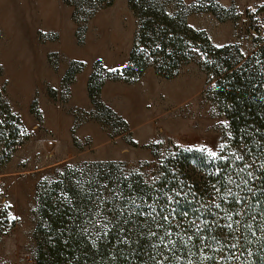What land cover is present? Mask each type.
Returning <instances> with one entry per match:
<instances>
[{"label":"rangeland","instance_id":"374dc122","mask_svg":"<svg viewBox=\"0 0 264 264\" xmlns=\"http://www.w3.org/2000/svg\"><path fill=\"white\" fill-rule=\"evenodd\" d=\"M142 5L184 19L201 41L182 35L189 57L155 52L128 77ZM237 80L264 92V0H0V264H37L39 246L47 257L62 220L90 249L114 236L134 254L143 231L151 251L168 246L153 199L136 207L141 191L176 152H236L218 93ZM183 258L153 263L197 264Z\"/></svg>","mask_w":264,"mask_h":264},{"label":"trees","instance_id":"16d2710c","mask_svg":"<svg viewBox=\"0 0 264 264\" xmlns=\"http://www.w3.org/2000/svg\"><path fill=\"white\" fill-rule=\"evenodd\" d=\"M144 6L135 8L144 17L138 31L143 47L133 49L123 68L128 77L144 70L149 54L155 52L165 63L189 57L187 45L179 41L182 35L194 44L201 41L184 19ZM227 85L218 96L232 107L228 117L238 153L211 159L197 150L176 152L163 162L154 190L149 191L145 184L141 191L143 199L136 207L141 208L147 198L153 199L152 210L159 226L173 234L168 246L165 238L151 251L147 246L151 241L143 231L134 254L117 248L114 236L90 249L74 229L66 233L71 224L62 220L63 230L55 226L51 232L54 239L48 258L39 246L37 264H154V254L166 259L170 253L197 264H217L225 256L224 264H264V92L259 94L251 80ZM245 164H251V169ZM125 188L122 195L131 191ZM132 188L141 190L136 182ZM146 220L151 222L152 217L147 215ZM227 224L230 227L223 230Z\"/></svg>","mask_w":264,"mask_h":264},{"label":"built area","instance_id":"2783aa9c","mask_svg":"<svg viewBox=\"0 0 264 264\" xmlns=\"http://www.w3.org/2000/svg\"><path fill=\"white\" fill-rule=\"evenodd\" d=\"M247 14H248V16L251 17L253 15V11L249 10ZM250 26H251L250 28H251V31L253 32V34H255V35L260 34V32H261L260 27H258L257 25H254V24H252Z\"/></svg>","mask_w":264,"mask_h":264}]
</instances>
